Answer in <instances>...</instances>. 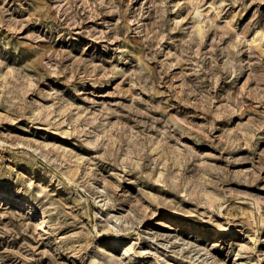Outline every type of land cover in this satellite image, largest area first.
Instances as JSON below:
<instances>
[{"label":"rangeland","instance_id":"1","mask_svg":"<svg viewBox=\"0 0 264 264\" xmlns=\"http://www.w3.org/2000/svg\"><path fill=\"white\" fill-rule=\"evenodd\" d=\"M0 264H264V0H0Z\"/></svg>","mask_w":264,"mask_h":264},{"label":"bare ground","instance_id":"2","mask_svg":"<svg viewBox=\"0 0 264 264\" xmlns=\"http://www.w3.org/2000/svg\"><path fill=\"white\" fill-rule=\"evenodd\" d=\"M46 174L51 178V180H56L55 175L53 173H50V172H47L46 171ZM58 185L61 186V183L59 182ZM131 250H132V247L131 246L130 247H126L124 249V255L125 256L129 255Z\"/></svg>","mask_w":264,"mask_h":264}]
</instances>
